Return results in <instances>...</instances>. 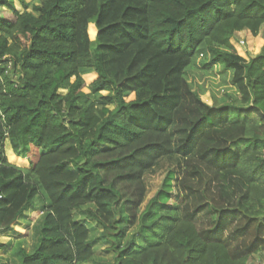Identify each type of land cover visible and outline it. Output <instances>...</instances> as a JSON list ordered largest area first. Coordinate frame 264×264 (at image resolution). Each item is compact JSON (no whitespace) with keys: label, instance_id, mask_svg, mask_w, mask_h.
I'll return each mask as SVG.
<instances>
[{"label":"trees","instance_id":"trees-1","mask_svg":"<svg viewBox=\"0 0 264 264\" xmlns=\"http://www.w3.org/2000/svg\"><path fill=\"white\" fill-rule=\"evenodd\" d=\"M263 26L264 0H0V232L39 211L0 264L264 261V44L232 42ZM198 58L237 96L202 101Z\"/></svg>","mask_w":264,"mask_h":264},{"label":"rangeland","instance_id":"rangeland-1","mask_svg":"<svg viewBox=\"0 0 264 264\" xmlns=\"http://www.w3.org/2000/svg\"><path fill=\"white\" fill-rule=\"evenodd\" d=\"M32 1L34 4H38L39 0H27ZM15 8L18 10H22L23 8L21 5L15 1ZM243 39L244 45L241 47L238 45V40ZM233 45L236 49L237 55L244 60H248L250 57H253L257 55L263 44H264V26L260 30V34L257 36L251 35L249 32H241L237 34V36L233 37L232 39ZM201 58L196 59V65L194 68H189L190 71L188 72V79L190 80L191 84L196 89H203V93L200 95L201 100L206 102L209 105L212 104H219L223 101L228 100V95L230 96H237L236 89L231 83V77H232V70H226L223 69L221 65L216 64L215 66H212L210 69H204L203 65L201 64ZM85 91H88L85 89ZM158 164V163H157ZM155 165L153 167V170L149 171L147 175H145V182L148 186V195L145 197V200L142 204V209H144L146 203L148 200L155 194V192L160 188L163 177L167 170L173 169L176 174H179L180 171V165L181 160L178 157H167L164 159H161L158 165ZM39 213V212H38ZM35 214L34 218H36ZM16 230L20 231L22 234L21 238L23 239V246L26 250H30L32 245V238H31V232H32V226H21V228H16ZM17 238L12 237V241H16ZM8 238L1 237L0 236V242H4V244L8 243L11 244V241ZM97 251L96 253H100L101 247L97 245ZM10 248L7 250V252L4 253V255L0 251V257H6L8 256ZM94 260L100 261L101 257L99 255H96ZM255 264H264V261L253 259Z\"/></svg>","mask_w":264,"mask_h":264},{"label":"crops","instance_id":"crops-1","mask_svg":"<svg viewBox=\"0 0 264 264\" xmlns=\"http://www.w3.org/2000/svg\"><path fill=\"white\" fill-rule=\"evenodd\" d=\"M245 32V31H244ZM241 33V32H239ZM5 152H6V156L8 158V160L10 162H14L15 164L19 165L21 164L20 160H17V156L15 155L13 149L11 148L10 146V143L7 141L6 144H5ZM23 166H26L25 164H21ZM39 211L37 210H29V211H25L23 213V216H21L16 222H14L12 225H11V228L6 230V231H2L0 232V236L1 237H5V238H8V239H12V237H15L17 238L16 241H12L11 244L9 245V248L11 249L13 246L15 245H21L22 247L23 246V239L21 238L22 234L24 233H21L20 231L16 230V228H21V226H27V227H31L35 221V219L38 217ZM38 213V215H36V218H34L35 214ZM2 243V242H1ZM4 243V242H3ZM8 248V249H9ZM25 248V247H24ZM10 251V250H9ZM1 253L4 255V253L1 251Z\"/></svg>","mask_w":264,"mask_h":264},{"label":"built area","instance_id":"built-area-1","mask_svg":"<svg viewBox=\"0 0 264 264\" xmlns=\"http://www.w3.org/2000/svg\"><path fill=\"white\" fill-rule=\"evenodd\" d=\"M237 43H238V45H240L242 47L244 45V40L243 39H239Z\"/></svg>","mask_w":264,"mask_h":264}]
</instances>
